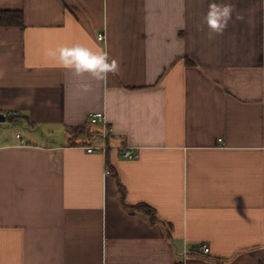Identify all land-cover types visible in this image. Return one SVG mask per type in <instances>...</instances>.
<instances>
[{
	"label": "crops",
	"instance_id": "obj_1",
	"mask_svg": "<svg viewBox=\"0 0 264 264\" xmlns=\"http://www.w3.org/2000/svg\"><path fill=\"white\" fill-rule=\"evenodd\" d=\"M209 2L0 0V264H264V0L222 35ZM75 44L119 72L45 54Z\"/></svg>",
	"mask_w": 264,
	"mask_h": 264
},
{
	"label": "clouds",
	"instance_id": "obj_2",
	"mask_svg": "<svg viewBox=\"0 0 264 264\" xmlns=\"http://www.w3.org/2000/svg\"><path fill=\"white\" fill-rule=\"evenodd\" d=\"M233 12L234 6L231 3L210 0L207 12L202 18V26H206L211 34L222 35L233 19ZM235 19L241 20L243 17L237 15ZM45 54L77 75L89 74L96 80H103L109 73L116 74L120 70L119 62L110 58L106 52L100 49L93 51L82 44L48 49Z\"/></svg>",
	"mask_w": 264,
	"mask_h": 264
},
{
	"label": "built area",
	"instance_id": "obj_3",
	"mask_svg": "<svg viewBox=\"0 0 264 264\" xmlns=\"http://www.w3.org/2000/svg\"><path fill=\"white\" fill-rule=\"evenodd\" d=\"M104 39H105L104 35H99V37H98L99 41H102ZM89 123L91 125H98L100 123H103L104 124V128H103V130L101 132L102 144L100 146H97V147H88L87 151L89 153L99 152V153H102V154H106V152L108 150L107 139H108V136L111 134V129L108 128L107 125L105 124V115H104V113L101 112V113H95V114L91 115ZM122 155L126 159H130V158L134 157L133 150L129 149V148L123 149L122 150ZM110 172L111 171L109 169H107L105 173L106 174H110ZM194 251L195 252L201 251L204 254H209L211 252L210 247H208L207 245H200L199 247L194 248ZM188 253H189L188 251H184V253H183L184 257H187ZM176 264H178V263H176Z\"/></svg>",
	"mask_w": 264,
	"mask_h": 264
},
{
	"label": "trees",
	"instance_id": "obj_4",
	"mask_svg": "<svg viewBox=\"0 0 264 264\" xmlns=\"http://www.w3.org/2000/svg\"><path fill=\"white\" fill-rule=\"evenodd\" d=\"M22 19H23V17H22L21 13L9 12V11H0V26L5 27V26H11V25H22ZM8 119H9V117H8ZM89 126L90 125H88L87 127H80V128L71 130V133L77 137L81 136V135H87L88 136L91 134V129ZM107 154H108V152H106V155ZM107 164L109 165L108 159H107ZM110 169L113 170L112 168H110ZM121 192L124 193L123 190H121ZM131 208L133 209V207H131ZM137 208H140L141 210H143L144 213L149 217L150 221L152 223H154L155 218L153 216V210L150 207L143 205L142 207H137Z\"/></svg>",
	"mask_w": 264,
	"mask_h": 264
},
{
	"label": "rangeland",
	"instance_id": "obj_5",
	"mask_svg": "<svg viewBox=\"0 0 264 264\" xmlns=\"http://www.w3.org/2000/svg\"><path fill=\"white\" fill-rule=\"evenodd\" d=\"M10 125L11 124H10L9 121L1 122L0 123V128H3V129L6 128V129H8V128H11ZM98 144H100V142H98Z\"/></svg>",
	"mask_w": 264,
	"mask_h": 264
},
{
	"label": "water",
	"instance_id": "obj_6",
	"mask_svg": "<svg viewBox=\"0 0 264 264\" xmlns=\"http://www.w3.org/2000/svg\"><path fill=\"white\" fill-rule=\"evenodd\" d=\"M6 119H7V116L4 115V114H2V113H0V123H1V122H5Z\"/></svg>",
	"mask_w": 264,
	"mask_h": 264
}]
</instances>
